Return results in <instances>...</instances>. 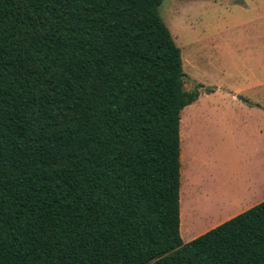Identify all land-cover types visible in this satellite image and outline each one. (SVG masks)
Here are the masks:
<instances>
[{
	"label": "trees",
	"instance_id": "obj_1",
	"mask_svg": "<svg viewBox=\"0 0 264 264\" xmlns=\"http://www.w3.org/2000/svg\"><path fill=\"white\" fill-rule=\"evenodd\" d=\"M162 2L0 0V264H264V200L182 241Z\"/></svg>",
	"mask_w": 264,
	"mask_h": 264
},
{
	"label": "rangeland",
	"instance_id": "obj_2",
	"mask_svg": "<svg viewBox=\"0 0 264 264\" xmlns=\"http://www.w3.org/2000/svg\"><path fill=\"white\" fill-rule=\"evenodd\" d=\"M159 13L181 50L184 89L202 85L198 98L181 111L180 171L185 168L179 195L183 223L189 216L204 228L209 208L217 211L224 203L245 208L235 194L242 171L235 137L264 135V0H163ZM188 144L191 179L184 156ZM203 189L210 202L201 196ZM179 228L185 243L192 230L185 235Z\"/></svg>",
	"mask_w": 264,
	"mask_h": 264
},
{
	"label": "crops",
	"instance_id": "obj_3",
	"mask_svg": "<svg viewBox=\"0 0 264 264\" xmlns=\"http://www.w3.org/2000/svg\"><path fill=\"white\" fill-rule=\"evenodd\" d=\"M181 139L184 140L183 137H181ZM235 140L237 144L235 156H237L240 161V165L242 166V171L239 175L241 187H235V194L237 195V197L240 196L241 199H243V202H245V208L237 207L239 203L238 205H234L235 208L233 209H229L230 205L228 203H224L225 205L223 204L222 206H218L217 211H212L209 208V211H206L207 217L209 218V224H207L204 228L202 227L201 230L196 232V234H194L195 236L190 235V237L188 234V238H185L184 242L193 239L194 237L204 233L212 227L222 223L223 221L264 200V135L262 137H235ZM184 156L186 159V175L188 178L191 179L192 169L194 166L191 167V165H188V163H191V160L194 161V156L192 155L190 147H184ZM184 168L183 171H181V188L183 186L184 176L182 179V175L184 174ZM204 182L205 181L202 180L201 186H205ZM184 192L186 196H190L191 198L192 192L191 190H189V188L185 187ZM202 193L203 194L201 196H203L205 199L208 200V202H210L209 199L211 195L209 190L203 189ZM183 220L184 217L182 216L181 210L180 225L182 229H184L185 235H187V232L191 231L194 226L193 221H191L193 220V217L192 219H190L189 216H186L185 221H189L186 224L183 223ZM194 222L196 224V222L199 221L194 220ZM196 226H194V230L198 228ZM194 230H192L190 234Z\"/></svg>",
	"mask_w": 264,
	"mask_h": 264
},
{
	"label": "bare ground",
	"instance_id": "obj_4",
	"mask_svg": "<svg viewBox=\"0 0 264 264\" xmlns=\"http://www.w3.org/2000/svg\"><path fill=\"white\" fill-rule=\"evenodd\" d=\"M184 133V132H183ZM183 139H184V134H183ZM187 146V145H186ZM190 146H189V144H188V148H189ZM188 165H190V163H188ZM193 166V165H192ZM197 181V180H196ZM207 205V204H206ZM203 207V206H202ZM205 210H206V208H205ZM196 225H197V227L198 228H196V230H194L191 234H189V236L190 235H194V234H196V232H198L199 230H201L202 229V223H199V222H196Z\"/></svg>",
	"mask_w": 264,
	"mask_h": 264
}]
</instances>
